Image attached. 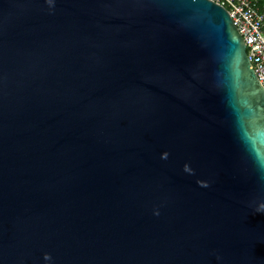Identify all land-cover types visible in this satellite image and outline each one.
Masks as SVG:
<instances>
[{"label":"water","instance_id":"obj_1","mask_svg":"<svg viewBox=\"0 0 264 264\" xmlns=\"http://www.w3.org/2000/svg\"><path fill=\"white\" fill-rule=\"evenodd\" d=\"M0 264H264V87L211 0H0Z\"/></svg>","mask_w":264,"mask_h":264},{"label":"built area","instance_id":"obj_2","mask_svg":"<svg viewBox=\"0 0 264 264\" xmlns=\"http://www.w3.org/2000/svg\"><path fill=\"white\" fill-rule=\"evenodd\" d=\"M228 12L245 44L246 56L258 81L264 87V11L252 0H211Z\"/></svg>","mask_w":264,"mask_h":264},{"label":"trees","instance_id":"obj_3","mask_svg":"<svg viewBox=\"0 0 264 264\" xmlns=\"http://www.w3.org/2000/svg\"><path fill=\"white\" fill-rule=\"evenodd\" d=\"M259 10L264 11V0H252Z\"/></svg>","mask_w":264,"mask_h":264}]
</instances>
